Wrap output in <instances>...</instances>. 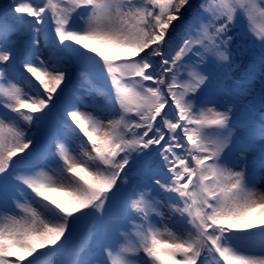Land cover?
Returning a JSON list of instances; mask_svg holds the SVG:
<instances>
[{"label":"snow or ice","instance_id":"obj_1","mask_svg":"<svg viewBox=\"0 0 264 264\" xmlns=\"http://www.w3.org/2000/svg\"><path fill=\"white\" fill-rule=\"evenodd\" d=\"M260 185L264 0H0V264H264Z\"/></svg>","mask_w":264,"mask_h":264},{"label":"rangeland","instance_id":"obj_2","mask_svg":"<svg viewBox=\"0 0 264 264\" xmlns=\"http://www.w3.org/2000/svg\"><path fill=\"white\" fill-rule=\"evenodd\" d=\"M261 189H264V185H260ZM51 264H59V258L58 257H52L51 258Z\"/></svg>","mask_w":264,"mask_h":264},{"label":"trees","instance_id":"obj_3","mask_svg":"<svg viewBox=\"0 0 264 264\" xmlns=\"http://www.w3.org/2000/svg\"><path fill=\"white\" fill-rule=\"evenodd\" d=\"M196 2H199V0H196ZM9 19H11V17H9Z\"/></svg>","mask_w":264,"mask_h":264}]
</instances>
